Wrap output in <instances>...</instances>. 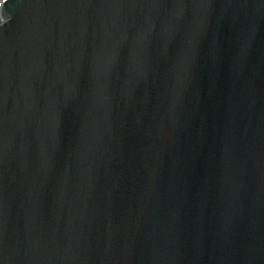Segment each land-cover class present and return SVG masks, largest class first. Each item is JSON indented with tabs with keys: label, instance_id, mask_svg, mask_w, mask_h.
Masks as SVG:
<instances>
[{
	"label": "water",
	"instance_id": "95a60500",
	"mask_svg": "<svg viewBox=\"0 0 264 264\" xmlns=\"http://www.w3.org/2000/svg\"><path fill=\"white\" fill-rule=\"evenodd\" d=\"M0 264H264V0H3Z\"/></svg>",
	"mask_w": 264,
	"mask_h": 264
},
{
	"label": "rangeland",
	"instance_id": "374dc122",
	"mask_svg": "<svg viewBox=\"0 0 264 264\" xmlns=\"http://www.w3.org/2000/svg\"><path fill=\"white\" fill-rule=\"evenodd\" d=\"M3 0H0V3L2 2Z\"/></svg>",
	"mask_w": 264,
	"mask_h": 264
}]
</instances>
